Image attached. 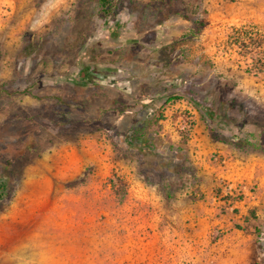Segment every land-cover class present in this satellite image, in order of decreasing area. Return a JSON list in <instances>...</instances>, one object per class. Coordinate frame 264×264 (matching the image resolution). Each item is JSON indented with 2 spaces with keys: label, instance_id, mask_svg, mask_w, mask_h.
I'll list each match as a JSON object with an SVG mask.
<instances>
[{
  "label": "rangeland",
  "instance_id": "obj_1",
  "mask_svg": "<svg viewBox=\"0 0 264 264\" xmlns=\"http://www.w3.org/2000/svg\"><path fill=\"white\" fill-rule=\"evenodd\" d=\"M116 6L0 0V264H264V0Z\"/></svg>",
  "mask_w": 264,
  "mask_h": 264
},
{
  "label": "trees",
  "instance_id": "obj_2",
  "mask_svg": "<svg viewBox=\"0 0 264 264\" xmlns=\"http://www.w3.org/2000/svg\"><path fill=\"white\" fill-rule=\"evenodd\" d=\"M99 5H100V12H101V15L103 18L105 19H111V18H114L115 15L117 14V6H116V0H99ZM196 27H197V30L200 32L202 27H203V24H200L198 22H196ZM244 31L246 30H242V29H237V37L236 38V42H239L240 41V38H241V34L242 36L245 35ZM182 41V40H180ZM115 185V183H114ZM4 190L3 186L0 187V196H2V191ZM125 191V187L124 186H120L118 188V191ZM125 198V195L122 196V200Z\"/></svg>",
  "mask_w": 264,
  "mask_h": 264
}]
</instances>
